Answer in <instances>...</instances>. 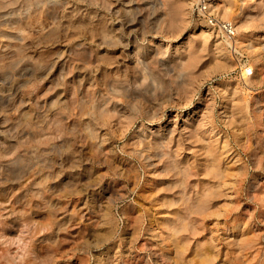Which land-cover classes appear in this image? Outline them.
<instances>
[{
    "label": "rangeland",
    "instance_id": "obj_1",
    "mask_svg": "<svg viewBox=\"0 0 264 264\" xmlns=\"http://www.w3.org/2000/svg\"><path fill=\"white\" fill-rule=\"evenodd\" d=\"M192 4L0 0V264H264V0L217 4L236 43L199 28ZM119 33L129 50L163 47L176 64L170 75L156 64L131 67L130 53L111 42ZM183 71L187 100L160 96ZM143 77L147 89L137 91ZM133 98L157 105L158 118L135 113L122 134L106 115L97 121L106 140L93 142V99L101 110L114 101L129 110ZM140 123L181 131L187 188L178 177L167 191L161 162L146 168L126 151Z\"/></svg>",
    "mask_w": 264,
    "mask_h": 264
},
{
    "label": "bare ground",
    "instance_id": "obj_2",
    "mask_svg": "<svg viewBox=\"0 0 264 264\" xmlns=\"http://www.w3.org/2000/svg\"><path fill=\"white\" fill-rule=\"evenodd\" d=\"M93 1V0H92ZM126 1V0H125ZM153 1V0H152ZM166 2H168L169 0H165ZM191 1V0H190ZM229 1V0H228ZM56 2V1H55ZM141 3V2H140ZM153 4V3H152ZM151 4V5H152ZM175 4V3H174ZM173 4V5H174ZM110 5V4H109ZM115 5V4H114ZM163 5V4H162ZM172 5V7H173ZM147 6V5H146ZM161 6V5H160ZM169 6V5H168ZM176 8L177 5L175 4ZM175 6L173 7V9L175 8ZM181 6V5H180ZM217 6V5H216ZM126 7V6H125ZM171 7V6H170ZM168 7V8H170ZM179 7V4H178ZM79 8V7H78ZM159 8V6H158ZM163 8V7H162ZM167 8V9H168ZM172 9H170L171 12ZM176 10V9H175ZM174 10V11H175ZM159 11V10H158ZM173 11V12H174ZM179 11V10H178ZM139 12V11H138ZM161 12V10L159 11ZM142 13V12H141ZM165 13V12H164ZM168 13V12H167ZM175 13V12H174ZM223 16L224 17H229L230 16V8L229 6L223 8ZM145 14V13H144ZM173 14V13H172ZM177 14V13H176ZM150 15V14H149ZM119 16V15H118ZM123 16V15H121ZM137 16V14H136ZM173 16V15H172ZM151 17V16H150ZM178 18V16H176ZM131 19V18H130ZM135 19V18H134ZM137 19V18H136ZM157 19V18H156ZM119 20V19H118ZM138 20V19H137ZM176 20V19H175ZM126 21V20H125ZM129 21V20H127ZM143 21V20H142ZM253 21V20H252ZM110 22V21H109ZM137 22V21H136ZM176 22V21H175ZM179 22V21H177ZM176 22V23H177ZM115 23V22H114ZM120 23V21H119ZM128 23V22H127ZM143 23V22H142ZM157 23V22H156ZM155 23V24H156ZM132 24V23H131ZM179 24V23H178ZM154 25V24H153ZM166 25V23L164 24ZM116 26V25H115ZM121 26V25H120ZM127 26V25H126ZM205 26H207V24L205 25L204 21H202V25L199 26V28L204 29ZM114 27V26H113ZM144 27V26H143ZM167 27V26H166ZM165 27V28H166ZM176 27V26H175ZM117 28V27H115ZM153 28V27H152ZM180 28L179 25L177 27V29ZM118 29V28H117ZM124 29L126 30V28L124 27ZM170 29V28H169ZM171 30V29H170ZM199 30V29H198ZM206 30V29H204ZM118 31V30H117ZM123 32V31H122ZM126 32V31H125ZM150 32V31H149ZM153 32V31H152ZM167 32V31H166ZM94 34V33H93ZM240 34V33H239ZM91 35V34H90ZM114 41H111L112 44H120V46L122 48H126L127 50H129V46L128 45V41L126 39V41H123L121 33H119V35H114L112 36ZM225 37V42L227 43H233V42H238V37L235 34L234 37ZM135 38V37H134ZM97 39V38H96ZM125 39V38H124ZM90 40V39H89ZM102 40V39H100ZM109 40V39H108ZM137 40V39H136ZM189 41V40H188ZM154 42V41H153ZM105 43V42H104ZM191 43V42H190ZM89 44V43H88ZM100 44V43H99ZM107 44V43H106ZM152 45V42L150 41L149 44L143 48H140L139 44L137 42H135L132 46V48H130L129 51H127L126 49H124L127 53H130L128 62L130 64L131 67H137V66H141L142 68L146 67L148 64H156L162 75L165 76H169L170 75V71L175 67V61H166L164 59L163 53H164V49L163 47L161 48L160 51H156L155 48H151L150 46ZM248 45V44H247ZM97 46V45H96ZM103 46V45H102ZM187 46V44H186ZM84 47V46H83ZM114 47V46H113ZM179 48V47H178ZM106 49V46H105ZM120 49V47H119ZM177 49V48H176ZM222 49V48H221ZM178 50V49H177ZM124 52V51H123ZM173 52V51H172ZM192 53V52H191ZM120 54V53H119ZM195 55V54H194ZM124 57V56H122ZM196 57V56H195ZM124 59V58H122ZM182 60V59H181ZM113 61V60H112ZM117 61V60H116ZM122 62V61H121ZM120 62V63H121ZM104 63V62H103ZM181 63V62H180ZM101 65V64H100ZM123 65V64H122ZM185 65V64H184ZM183 66V65H182ZM244 66V65H242ZM250 70L251 72H253V65L250 63ZM109 67V66H108ZM246 68V67H245ZM243 69V68H242ZM185 70V69H184ZM248 72V71H247ZM82 73V72H81ZM87 73V72H86ZM128 73V72H127ZM246 73V72H245ZM97 74V73H96ZM251 74V73H249ZM192 75V74H191ZM176 76V75H175ZM178 76V75H177ZM190 72H182V75L180 76L179 79L174 81V88L171 89H166V88H160V96L165 97L166 99H171L172 97V93H175L176 95L179 96V98H183L184 101L187 100V97H189V94L187 93L189 91L190 88ZM144 78L139 80V82H136V85H134V88H136L137 91L145 88L147 89V86L145 84ZM198 78V77H197ZM247 76L244 77V80L246 81ZM100 83V82H99ZM153 84V83H151ZM102 85V84H101ZM157 85V84H155ZM196 87V86H195ZM252 87V86H251ZM250 87V88H251ZM110 88V87H109ZM193 88V87H192ZM191 88V89H192ZM249 88V87H247ZM101 89V88H99ZM125 90L130 89L129 87L124 88ZM150 89V88H149ZM159 89V88H158ZM195 89V88H194ZM193 89V90H194ZM96 90V89H95ZM112 91L115 92H120L119 88H111ZM191 91V90H190ZM103 93V92H102ZM121 93V92H120ZM151 93V92H150ZM127 95V94H126ZM174 95V94H173ZM194 95V94H193ZM125 96V95H124ZM128 96V95H127ZM122 97V96H121ZM176 97V96H175ZM124 98V97H123ZM152 98V97H151ZM140 99V98H139ZM139 99L133 98L131 100V104H130V108L129 110H127L125 104L123 103H116L115 101L112 102L110 105V107H106L103 108L102 110L99 108V104L97 101H95V99H93V104H92V125L90 128V134L91 137L93 138V142L94 140H99V144H101V142H103L104 140H106V138L104 137V133H99L97 132V128H98V120H104L105 116L107 115L109 118L111 117L112 120L116 123L120 125L122 134H124L125 130H127V127L129 125H131L132 119L134 118V114L138 113L139 116H141L145 121L147 122H151L154 121L155 119L158 118V109H157V105L156 108H149V109H144L141 106V103H139ZM154 99V98H153ZM157 100V99H156ZM182 100V99H181ZM189 100V99H188ZM257 100V99H256ZM155 101V100H154ZM174 102V100H173ZM106 103V102H105ZM170 103V101H169ZM175 104V103H174ZM91 105V104H90ZM109 106V105H108ZM160 110V109H159ZM164 110V108L162 109ZM191 117V116H190ZM70 119V118H69ZM186 119V118H185ZM138 123V122H137ZM193 123V122H192ZM149 124V123H148ZM101 125V124H100ZM148 126V125H147ZM146 125H144L143 123H140L138 125V128L135 130V132L133 133V135L130 137L129 136V146L126 149V151L130 154H133L134 156H136L138 158V160L144 165V167L146 168H157L159 166H163L164 168V173H165V179L162 181L163 183H165L164 187L167 191L170 192L171 187H172V182L175 180H178V177H183L182 179V183H183V187L187 188L188 183H187V179L188 176L190 175V173L188 172V170L190 169L187 164H186V160L184 159V154L181 155V153H179V150H181L182 148H184L185 144L183 143L182 140V133L181 131H177L176 132V126L175 123L172 126L169 125H165L162 128H155V129H149ZM131 127V126H130ZM100 128V126H99ZM182 129H186V133L188 134V138L191 136L192 131H193V126L192 124H190L189 122H186V120H182ZM78 131V130H77ZM76 131V132H77ZM128 133V132H127ZM184 133V132H183ZM101 134V135H100ZM129 134V133H128ZM174 135H177L176 138ZM71 138V137H70ZM203 139V138H202ZM117 140V139H116ZM187 140V139H186ZM190 144V143H189ZM172 145H175L174 149L172 150ZM227 145V143L225 144V146ZM200 147V146H199ZM206 149V148H205ZM185 152V151H184ZM118 153V152H117ZM187 154V153H186ZM164 155V156H163ZM106 157V156H105ZM126 157V156H125ZM94 161V160H93ZM130 161V160H129ZM162 163L161 165L159 163ZM113 163V162H112ZM121 163V162H120ZM119 165V164H118ZM121 165V164H120ZM209 166V165H208ZM121 169V168H120ZM140 170V169H139ZM73 171V170H72ZM215 172V171H213ZM248 172V171H247ZM262 172V171H261ZM260 172V173H261ZM144 176V175H143ZM261 177V176H260ZM61 178V177H60ZM226 179V178H225ZM31 180V179H30ZM201 180V178H200ZM124 181V180H123ZM160 182V181H159ZM237 182V181H236ZM13 184V183H12ZM194 184L196 185V182L194 181ZM220 184V183H219ZM91 185V184H90ZM145 187V186H144ZM80 188V187H79ZM109 188V187H108ZM123 191V190H122ZM108 192V191H107ZM166 192V193H169ZM85 193V192H84ZM86 194V193H85ZM170 194V193H169ZM17 195V194H16ZM216 196V195H215ZM207 195H203L201 200L196 204V209H201L202 207H204L205 201ZM100 198V197H99ZM218 199V198H217ZM218 201V200H217ZM173 203H175L174 200H170L168 202V205H172ZM147 204V203H146ZM103 206V205H102ZM96 207V206H95ZM188 203L186 200H182L181 204H180V210H185L188 209ZM54 210H56V208H54ZM142 210V209H141ZM193 210V209H192ZM191 211V210H190ZM142 213V212H141ZM144 216V215H143ZM164 217V216H163ZM165 221H168L169 218H164ZM177 220H180V217H178ZM242 220V219H241ZM224 222V221H223ZM143 223V222H142ZM235 223V222H234ZM237 224V223H236ZM118 227V226H117ZM116 227V228H117ZM141 228V227H140ZM171 231V226H167L166 227V232H170ZM236 231V230H235ZM102 232V231H101ZM101 234V233H100ZM14 235V234H13ZM114 235V234H113ZM154 234H152L153 236ZM112 237V236H111ZM190 237V236H189ZM93 240V239H92ZM104 244V243H103ZM163 244V243H162ZM241 244H243V241L241 242ZM102 245V244H101ZM100 245V246H101ZM81 246V245H80ZM92 249V248H91ZM99 250V249H98ZM95 251V250H94ZM93 252V251H92ZM103 253L100 251V253L97 254L96 258L100 259L102 257ZM4 258V257H3ZM121 261V260H120ZM9 262V261H8ZM87 263V262H86Z\"/></svg>",
    "mask_w": 264,
    "mask_h": 264
},
{
    "label": "built area",
    "instance_id": "obj_3",
    "mask_svg": "<svg viewBox=\"0 0 264 264\" xmlns=\"http://www.w3.org/2000/svg\"><path fill=\"white\" fill-rule=\"evenodd\" d=\"M220 0H193L192 12L198 18L202 19L210 29H216L227 37L234 33V26L229 20L219 19L217 17L216 5Z\"/></svg>",
    "mask_w": 264,
    "mask_h": 264
}]
</instances>
